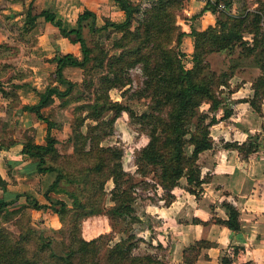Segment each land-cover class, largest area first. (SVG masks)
<instances>
[{
	"label": "trees",
	"instance_id": "trees-1",
	"mask_svg": "<svg viewBox=\"0 0 264 264\" xmlns=\"http://www.w3.org/2000/svg\"><path fill=\"white\" fill-rule=\"evenodd\" d=\"M125 12L121 22L105 18L99 25L97 13L89 8L83 9L78 15L75 27L69 28L62 18L50 9L35 12L34 1L29 3L23 32H30L42 17L45 22L52 23L60 32L70 37L81 46L83 57H75L72 53H58L55 79L68 84L65 89L59 85L49 84L44 92L39 93V101L35 104H23V110H30L47 123L44 143H37L33 135H27L23 142L24 154L35 163L39 173L54 172L55 179L44 195L50 204L27 192L18 193L12 200L0 202V264H165L158 255L152 252L136 253L138 239L133 232L126 231V237L109 244L111 234L104 233L92 239H86L79 233V219L87 216L106 214L111 222L126 220L128 216L136 220L134 202L137 199L135 189L139 182L136 177L125 170L123 149L117 145L104 146L102 139L107 128L123 112L140 121L146 129L149 140L137 149L135 164L137 173L146 178L155 177L154 186L162 188L167 204L175 199L173 189L180 184L183 177L187 180V190L199 197L203 184L208 176L203 174L199 163L200 153L214 146L211 127L218 122L216 111L224 109V116L230 111L225 109L221 89L230 86L232 71L217 72L212 70L209 54L215 52L234 53L238 48L239 56L252 59L253 65L259 67L261 73L254 79L253 96L248 99L250 105L258 113H262L264 98V0H259L253 8H244L239 14L230 12L233 0H217L224 2L229 12L219 9L217 4L207 3L206 8L217 14L215 25L203 30L192 29L190 34L194 42L191 67H187L181 50L185 32L177 23V12L183 8L185 0H156L141 8L133 0H114ZM134 23H136L134 25ZM86 27L92 32L112 28L121 33L114 40V47L120 49L119 54H108L104 49L99 56L93 58V49L84 35ZM251 34L249 40L247 35ZM72 35H75L73 38ZM0 50H9L8 44L0 42ZM107 54V55H103ZM108 56V70L113 74L103 76L101 85L95 91L93 110L83 114V107L77 108L76 120L73 122L74 159L62 156L59 152V139L52 133L58 124L45 115L43 108L54 103L56 97L63 99L71 94L73 81L65 77L64 69L68 65L85 66L91 60L97 66H105ZM0 54V59H2ZM142 64L146 75L145 88L142 90L150 97V110L137 113L131 107L118 101H112L108 90L125 83L124 72L131 66ZM2 67L8 66L1 63ZM21 87L24 84H14ZM0 93L5 97L19 100L17 93L9 92L0 80ZM207 103L209 112L201 113L200 107ZM112 112L108 120L107 113ZM87 119L97 124H89L87 132L82 129ZM101 132H97L98 130ZM15 140H0V149L8 148ZM187 145L192 146L188 152ZM225 148L236 149L243 158L260 156L264 151V135L260 132L250 133L246 141H227ZM60 161V162H58ZM72 162V163H71ZM71 163V164H69ZM75 169H70L74 167ZM114 182L111 190V206L103 200L107 195L106 183ZM0 185L6 181L0 176ZM73 185V187H71ZM51 192L67 194L73 200L70 207L65 199L50 195ZM20 200L26 206L35 209L52 208L61 219L75 208V218L70 221L69 242L48 236H39L34 248H30L28 233L15 235L8 233L2 226L3 212L11 203ZM221 206L228 218H213L211 221L221 223L236 231L242 228L240 211L230 201H223ZM195 222L208 224L209 221L195 219ZM13 235V236H12ZM214 242L205 238L195 241L183 250V264H196L198 256L205 247ZM235 248V252H237ZM223 264L233 261L227 256L221 258ZM248 264V263H246Z\"/></svg>",
	"mask_w": 264,
	"mask_h": 264
},
{
	"label": "rangeland",
	"instance_id": "rangeland-1",
	"mask_svg": "<svg viewBox=\"0 0 264 264\" xmlns=\"http://www.w3.org/2000/svg\"><path fill=\"white\" fill-rule=\"evenodd\" d=\"M33 1L35 12H39L37 10L43 9L41 6L48 5V1L45 2L44 0H41L39 2L38 0V4L36 3V0ZM133 1L141 8H144L148 6L152 1L156 0ZM234 1L238 6L236 12L241 13L244 8H255L258 5L259 0ZM88 3L90 7L87 8L97 13V22L99 25L104 24L105 18H114L116 22H121L124 20L120 16V11H118L122 9L114 0H88ZM28 4L29 0H27V6ZM56 5L60 7L59 4ZM181 10L182 8L176 11V18H178V15H180ZM112 11L115 12H113L114 15H112L111 17L109 13ZM227 12H229V9H227ZM15 15L17 16L16 13ZM14 17L12 18L11 22H8L7 27L9 29V32H6V28L0 25V42L8 44L9 46V50H0L1 56H4L2 57V59H0V80L3 81V85L11 93H16L17 89L19 88L15 87L14 84L24 83L23 86H27V88H29V96H27V99H29L31 103H37L40 98V94L39 91L34 88L32 84L33 81L36 84L38 81H40L43 85H45V87H47V85L49 84H54V80L56 77V67L54 68L53 66V59L41 54L38 58H35L37 53L36 55L31 54V52L35 50L34 47L37 44V29L33 30L32 32L24 33L22 31L23 21H21L24 17H18L16 19H14ZM40 19H42V21L40 23L38 21V23L42 24L44 20L42 17H40ZM135 24L136 23H134V25ZM50 35L52 38L54 37L53 33H50ZM84 35L89 46L93 49V58L101 55L100 52L102 51V49H104L105 52H108V54L120 53V49L113 46L114 40L121 36L120 32L115 31L112 28H108L100 32H92L88 27H86ZM246 38L250 40L252 38V35L249 34L246 36ZM4 40H7L8 42ZM53 40L54 39H52V41ZM52 44L53 48H55L56 44L54 43V41L52 42ZM239 50L240 48H238L232 54H227L226 52H215L209 54L208 56L212 70L214 69L217 72H233L230 79V86L222 87V91L220 92L224 98V106L227 110L230 109L231 106H234L237 100L236 97H232L231 93L235 86L237 87L241 85V78H253L255 75L256 66L253 65L252 59L240 57ZM57 51H60V49L58 48ZM184 53L186 54V56H183V60L187 67H191L193 65L192 53L191 56H188L186 52ZM105 58L106 60L104 63L106 67L97 66V62L95 60H91L85 66L68 65L64 69V74L66 78L73 81V91L69 96L63 99H59L58 97H56L53 104L45 106L43 108L45 115L50 117L54 122L58 124L57 127L53 128L52 132L59 139V143L57 146L59 148V152H61L62 156L64 157L74 159V141L72 139L74 131L72 126L74 120H76V115L81 113L80 111L77 112V108L84 106L83 114H87L89 110H93V106L95 104L94 91L98 87H100L101 78L103 76L112 77L113 75L107 68L108 56H105ZM1 63H6L8 64V66L2 67ZM35 74H38V76L41 75V77H36ZM124 76V84L114 86L108 90L110 99L112 101H118L124 105L131 107L139 114L150 110V97L142 91L145 88L144 82L146 79V75L144 74V71L142 69V64L138 63L134 66L129 67L125 70ZM39 85L42 86L41 83H39ZM67 85L68 84L62 85L63 89L66 88ZM249 86L250 85L248 84L247 88H249ZM242 94H246V92L244 91ZM9 98L11 100V104L13 105L19 106L22 102L21 100H15L12 97ZM199 110L201 113L208 112L211 117L214 114L213 112H209V105L207 103H204ZM215 114L217 116L218 122H216V124L211 127V136L213 137V139H215L214 145L216 149H219V147H223L224 143L227 142L224 141L226 137L227 139H230L228 133L233 127L229 129V124L236 121L234 117L226 118L224 116L223 108L218 109ZM111 115L112 112L107 113L104 117V120H108ZM220 122L221 125H219ZM89 124H97V122L92 119H87L82 127L84 132H87ZM111 126L112 129H106L107 133L109 131L110 132L102 139L101 143L104 146H120L123 149V164L125 170L131 175L135 176L137 181H141L135 189L137 199L134 202V206L136 209L134 214H136L138 219L134 220L131 216H128L126 220L117 222L115 225V223L111 222L109 217L103 213L87 216L79 219V233L82 237L89 240L101 234L109 233L111 234V241H109V244H112L116 241H119L121 238L126 237V231L133 232L138 239V246L135 250L136 253L152 252L155 255H158L163 263L175 264L177 259L175 256H172V258L170 259L171 256L169 249H171L170 247L173 245L171 237L177 236V234L175 232L171 233L172 231L169 232L170 225L168 223H163V220L158 217L157 213H150V211H155V207L151 208L150 206H147V204L150 205L153 202H158V198L160 197H166L165 192L162 190V188H156L153 185L155 180V177L153 175L144 178L139 173H137V165L135 164V154L137 149L145 145L149 140L146 129H144V126L142 125V123H140V121H137L135 118L129 116L126 111L123 112L121 116H119L112 123ZM101 131L102 130L99 129L97 132L99 133ZM17 133L19 136L23 137H26L27 135L30 136L33 133L34 135L37 134V132L35 134V131H24L23 129L18 130ZM237 136L243 135L239 134ZM186 149L188 152H191L192 146L187 145ZM220 153L221 152H219L217 159L219 160V162L222 160L224 163L225 159L220 156ZM205 163H207L208 166L211 165L213 170L216 169L214 164H212V159H209V162ZM70 169H75V166L71 167ZM218 170L221 169L218 168ZM217 173L220 174L222 178H216L214 180V185L216 184V181L223 182L225 178V171H217ZM37 174L38 173H35L33 176H30L34 181L39 180V182L37 183L38 186L35 187L36 191H32L30 194L39 198L41 203L50 204L49 200L44 195L49 186L41 187V184L45 183V180L40 175L41 173L39 174L40 177ZM183 180L185 179L182 178V182ZM238 181V184H242L241 180ZM184 184L185 185H180L175 188L174 191L176 193H184L183 191L187 190V183L184 182ZM71 187H73V185H71ZM113 187L114 182L112 180H108L106 183L107 195L103 199L106 203V206H111L113 204L110 199L111 190ZM207 189L208 191H210L213 190V187L208 186ZM253 193L254 192L252 191V194ZM50 195L56 198H58L59 195L65 196L63 198H65L70 207H73V200L67 194L51 192ZM163 203L167 204L165 200L163 201ZM75 212L76 209L73 208L65 215L64 219H61L60 216L50 207L46 209H35L26 206V202L22 200L16 203H11L5 208L2 215V226L8 233H14L15 235L28 233L29 237L31 238L30 241L28 240V245L30 246V248H34L36 243L39 241V236H48L58 240H63L68 243L71 227L70 221L76 217ZM217 213L223 212L221 210H217V212L212 215L213 218H218L216 215ZM175 229L176 231L180 230L179 227H175ZM159 234H162V237L166 240V245H161V242H159V240L153 238L157 237ZM165 235H167L168 237L165 238Z\"/></svg>",
	"mask_w": 264,
	"mask_h": 264
},
{
	"label": "crops",
	"instance_id": "crops-1",
	"mask_svg": "<svg viewBox=\"0 0 264 264\" xmlns=\"http://www.w3.org/2000/svg\"><path fill=\"white\" fill-rule=\"evenodd\" d=\"M44 1H48V5L41 7L54 11L59 18L64 20L65 25L69 28L75 27L78 15L83 9L90 7L88 0ZM30 2L31 0H29ZM36 3L38 4V0H36ZM56 4H59L60 7ZM206 4L205 0H185L181 13L178 15L177 22L185 32L180 47L188 56H191L194 50V42L190 34L191 30H203L216 23L217 14L211 9L206 8ZM26 6L27 0H0V25L6 28V32H9L7 27L8 22H11L14 16V19L24 17L21 20L23 21V25ZM237 7V3L233 0L230 9L231 13L239 14L236 12ZM118 11H120L121 18L125 19V12L123 10ZM113 12L115 11L109 13L111 17L114 15ZM111 19L116 21L114 18ZM41 21L42 19L39 18V23ZM39 23L30 31L32 32L37 29L38 33L37 44L34 47L35 50L31 52L33 55L37 53L35 58H38L40 54L51 58L53 59L54 68L56 67L57 69V61L54 57L58 53V48L63 54L72 53L79 59L83 57L81 46L78 42H74L70 37L64 36L60 32V29L52 23L45 21L42 24ZM50 33L54 34L53 38ZM72 37L74 38L75 35H72ZM52 39H54L53 41L56 44L55 48H53ZM4 41L8 42L7 40ZM260 73V68L255 67L253 78L243 77L241 78V85L234 87L231 95L233 98L236 97L237 100L234 106L228 109L231 113L226 118L234 117L236 122L230 123L228 126L230 127L229 129L233 127L228 133L232 140L226 137L224 141L229 140L242 143L248 139L250 133L260 132L264 135V98L262 113L255 111L248 101L254 93L252 88L253 81ZM35 75L36 77H41V75ZM32 84L39 93L44 92L46 89L45 85L40 81L37 84L33 81ZM54 84L59 85L63 89L62 85L64 84L59 83L56 79L54 80ZM248 84L250 85L249 88H247ZM28 90L29 88L23 85L17 89L16 93L19 96V100L22 101L19 106L11 104L10 98L0 93V140L12 139L16 141L10 147L0 149V176L6 181L5 186L0 185V202L5 199L12 200L21 192L30 194L32 191H36L35 187L38 186L39 180L34 181L30 176H33L35 173H38L37 175L39 176L40 173L36 170L33 160L22 152L25 137L19 136L17 131L21 129L24 131H35V134L36 132L37 134H32L35 141L37 143H44L47 123L40 119L35 112L22 109L21 106L23 104H35L27 99V96H29ZM244 91L246 94H242ZM219 125H221V122ZM239 134L243 136H237ZM219 152H221L220 156L225 159L224 163L222 160L219 162L217 159ZM209 159H212V164H214L217 170H213L211 165L208 166L205 163L209 162ZM199 163L203 174L208 176L207 181L203 184L204 191L199 197L187 190H184V193H176L174 191L178 186L185 185L184 182L187 183L186 178L183 177L185 180L182 182L181 179L180 184L173 189V193L175 194L174 201L164 204L163 201L165 199L160 197L158 198V202H153L150 205L147 204L148 207H155V211H148L152 214L157 213L158 217L163 220V223L170 225L169 232L172 231L171 233L175 232L177 234V236L171 237L173 245L169 249L170 259L172 256H175L177 259L175 264H183L184 248L197 240L205 238L214 242V245L202 249L196 264H223L221 260L223 256L232 259L233 262L231 264H264V151L260 156L245 159L236 149L225 148L224 146L216 149L214 145L213 148L200 153ZM218 168L221 170H218ZM217 171H225V178L223 182L216 181L214 185L216 178H222ZM40 175L45 180V183H42L41 187H48L56 177L54 172L41 173ZM238 180H241L242 184H238ZM208 186H212L213 190L208 191ZM252 191L254 192L253 194ZM58 197L65 199L63 195H59ZM225 200L232 202L239 209L242 222L240 230L234 231L221 223L211 221L213 219L212 215L217 210L223 212L217 213V217L222 219L228 218L226 211L221 206V203ZM195 219L210 220V222L204 225L203 223L195 222ZM175 227H179L180 230L176 231ZM167 237L165 235V238ZM153 238L159 240L161 245H166L167 243L162 234ZM235 248L238 249L236 250L237 252H235Z\"/></svg>",
	"mask_w": 264,
	"mask_h": 264
},
{
	"label": "built area",
	"instance_id": "built-area-1",
	"mask_svg": "<svg viewBox=\"0 0 264 264\" xmlns=\"http://www.w3.org/2000/svg\"><path fill=\"white\" fill-rule=\"evenodd\" d=\"M206 3H213V4H217L219 9H224L227 10V5L224 2H219L217 3V0H205Z\"/></svg>",
	"mask_w": 264,
	"mask_h": 264
}]
</instances>
